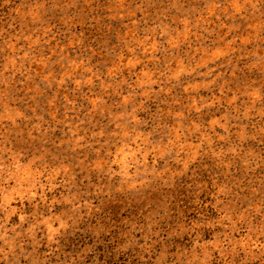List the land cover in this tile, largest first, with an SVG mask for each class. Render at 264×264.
Returning <instances> with one entry per match:
<instances>
[{
    "label": "rangeland",
    "instance_id": "obj_1",
    "mask_svg": "<svg viewBox=\"0 0 264 264\" xmlns=\"http://www.w3.org/2000/svg\"><path fill=\"white\" fill-rule=\"evenodd\" d=\"M0 264H264V0H0Z\"/></svg>",
    "mask_w": 264,
    "mask_h": 264
}]
</instances>
